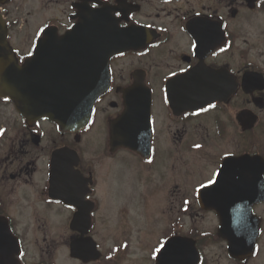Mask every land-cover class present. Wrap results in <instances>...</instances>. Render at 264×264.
Wrapping results in <instances>:
<instances>
[{"label":"flooded vegetation","instance_id":"1","mask_svg":"<svg viewBox=\"0 0 264 264\" xmlns=\"http://www.w3.org/2000/svg\"><path fill=\"white\" fill-rule=\"evenodd\" d=\"M2 1L21 65L46 32L58 40L83 24L72 47L118 50L109 60V88L81 131L25 119L0 96V264H140L144 258L157 264L169 239L190 241L197 264H264V0ZM242 18L250 39L247 59L237 65ZM194 72L196 87L182 81ZM141 81L148 91L130 92ZM143 98L150 99L147 157L145 141H132L130 150L124 141L113 148L111 139V125L130 114L126 99L138 108ZM129 120L138 131L147 122L135 113ZM95 128L104 133V147L88 140ZM242 156L243 172H223L227 158ZM190 179L198 181L191 190ZM147 185L154 194L178 196L177 210L171 201L170 210L179 219L170 223L183 228L195 218V232L178 229L154 244L150 231L137 234L136 249L146 250L147 242L148 254L132 260L133 237L125 231L134 209L147 211L149 220L155 211L152 194L143 192ZM108 209L120 218L112 243L132 244L126 252L107 245ZM92 241L98 252L86 255L89 262L72 257L73 245L84 249ZM32 244L39 255L31 256Z\"/></svg>","mask_w":264,"mask_h":264},{"label":"water","instance_id":"2","mask_svg":"<svg viewBox=\"0 0 264 264\" xmlns=\"http://www.w3.org/2000/svg\"><path fill=\"white\" fill-rule=\"evenodd\" d=\"M46 32L47 40L36 48L35 55L23 66L19 64L7 38L6 23L0 14V95L8 97L17 110L27 119L44 118L56 122L65 131L84 128L90 121L94 104L109 88L108 65L117 47H72L78 36L84 33V24L75 28L64 38L54 39ZM54 44L55 47H41ZM247 76V75H246ZM179 78L177 81H179ZM194 87L197 74L194 72L182 79ZM188 85V84H187ZM211 88L213 83H210ZM130 92H147L144 83ZM197 97L188 99L194 103ZM208 98H203L206 101ZM127 107L135 99H126ZM141 105L135 106L132 113L145 116L139 131L131 125L120 132L112 130V145L119 141L129 149H134L132 141L148 139V118L150 99H139ZM132 107V104H131ZM131 113V111H128ZM145 151L148 152V147ZM92 249L94 245H91ZM73 255L82 258L73 248ZM158 264H197L193 244L188 240L172 239L160 251Z\"/></svg>","mask_w":264,"mask_h":264},{"label":"rangeland","instance_id":"3","mask_svg":"<svg viewBox=\"0 0 264 264\" xmlns=\"http://www.w3.org/2000/svg\"><path fill=\"white\" fill-rule=\"evenodd\" d=\"M236 32H237V42H236V64L239 65V63L242 61V59H247V38L250 39L249 36H247V24L245 23V18L239 19L236 21ZM259 38V36H258ZM256 45L260 46L259 40L256 42ZM18 49L23 48V47H17ZM244 52V53H243ZM244 55V57H243ZM9 111L14 115L13 111L11 108H9ZM11 116V115H10ZM2 122V119L0 120ZM105 131V130H104ZM104 133L100 132L97 130V128L93 129V131L88 135V140H90L92 145L100 146L102 145L104 147ZM95 156V155H93ZM108 162V160H107ZM108 170V169H107ZM130 172L132 173L133 170L130 169ZM198 181L190 179L188 181V189L191 190L193 186L195 185ZM143 185V184H142ZM144 186V185H143ZM143 189H145L143 192H147L149 194H152L150 197V200H153L156 204H154V212H152V215L150 217V220L147 216L148 212L145 211L144 213L141 211L140 208H135L134 210L137 212V214H133L132 217V222L130 226L131 228L127 229L125 233L127 235H130L133 237V249H132V257L134 259L138 258H143L147 257V250H148V243L145 242L147 249L142 250L141 248H138V241L134 238L135 235L139 234L140 236L142 235L143 232H146L147 230L150 231L152 235V242L153 244L155 242L160 243L161 238L169 236L173 234L174 231H177L178 229H181V231L187 233L188 232H195V218L192 220L187 221V225L181 228V226L178 227H173V225L170 223L175 219H179V213H177V208L176 206V201H178V196L176 195H170L166 196L164 194L159 195L158 191L157 194L153 193V190L155 188H152L150 186H145ZM110 200V199H109ZM175 202V204L172 206V208H176V210H170L171 203ZM142 203V198H140L139 204ZM160 203V204H159ZM178 204L180 202H177ZM153 204V203H152ZM165 204H168V206H165ZM108 214L107 222H108V236L109 239H111L107 245L110 246H115L117 249L121 248V251L126 252L127 249L132 247V244L130 243H118V244H113V239L111 238L113 234V230H116L114 225L116 224L117 220H119V213L115 210L106 212ZM149 226V227H148ZM29 244L33 241L28 240ZM156 243L155 245H157ZM119 247V248H118ZM31 251H32V257L39 255L38 248L36 247L35 244L31 245ZM131 261V260H130ZM140 264H148V260L146 258L140 260Z\"/></svg>","mask_w":264,"mask_h":264}]
</instances>
